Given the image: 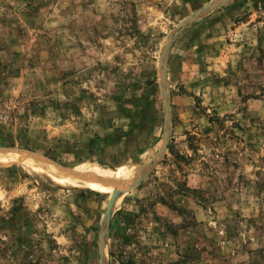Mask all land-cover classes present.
I'll list each match as a JSON object with an SVG mask.
<instances>
[{
    "label": "rangeland",
    "instance_id": "obj_1",
    "mask_svg": "<svg viewBox=\"0 0 264 264\" xmlns=\"http://www.w3.org/2000/svg\"><path fill=\"white\" fill-rule=\"evenodd\" d=\"M0 148L138 170L0 162V264H264V0H0Z\"/></svg>",
    "mask_w": 264,
    "mask_h": 264
},
{
    "label": "bare ground",
    "instance_id": "obj_2",
    "mask_svg": "<svg viewBox=\"0 0 264 264\" xmlns=\"http://www.w3.org/2000/svg\"><path fill=\"white\" fill-rule=\"evenodd\" d=\"M26 153L0 148V162L17 157L28 165L44 169L53 179L61 184L90 186L97 189L111 184L119 177L131 178L138 171L137 169L113 168L110 166L91 168L84 171H68L60 168L58 165L48 163L41 158H36Z\"/></svg>",
    "mask_w": 264,
    "mask_h": 264
},
{
    "label": "water",
    "instance_id": "obj_3",
    "mask_svg": "<svg viewBox=\"0 0 264 264\" xmlns=\"http://www.w3.org/2000/svg\"><path fill=\"white\" fill-rule=\"evenodd\" d=\"M118 195H119V192L115 195V197H114V199L112 200L111 204L114 202L115 198H117ZM111 207H112V205H111ZM111 207L109 208L108 212L111 210ZM108 221H109V219H108Z\"/></svg>",
    "mask_w": 264,
    "mask_h": 264
}]
</instances>
